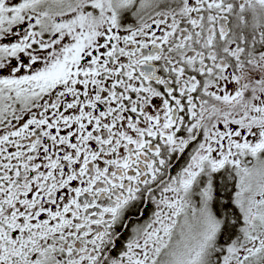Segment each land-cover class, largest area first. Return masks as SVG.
I'll list each match as a JSON object with an SVG mask.
<instances>
[{"label":"snow or ice","instance_id":"obj_1","mask_svg":"<svg viewBox=\"0 0 264 264\" xmlns=\"http://www.w3.org/2000/svg\"><path fill=\"white\" fill-rule=\"evenodd\" d=\"M0 264H264V0H0Z\"/></svg>","mask_w":264,"mask_h":264}]
</instances>
